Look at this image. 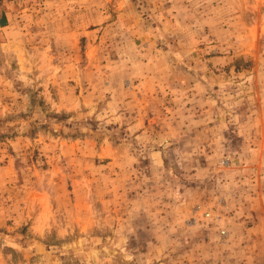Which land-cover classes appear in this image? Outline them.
Here are the masks:
<instances>
[{"label":"rangeland","instance_id":"374dc122","mask_svg":"<svg viewBox=\"0 0 264 264\" xmlns=\"http://www.w3.org/2000/svg\"><path fill=\"white\" fill-rule=\"evenodd\" d=\"M2 14L0 264L240 253L253 225L236 207L264 190V0H0Z\"/></svg>","mask_w":264,"mask_h":264},{"label":"crops","instance_id":"0c3cea01","mask_svg":"<svg viewBox=\"0 0 264 264\" xmlns=\"http://www.w3.org/2000/svg\"><path fill=\"white\" fill-rule=\"evenodd\" d=\"M256 126V128L260 127L261 130H264V123ZM239 128L244 131H258L255 126L250 130L249 125H241ZM261 148L260 161L262 160V154H264V143H261ZM242 194L241 205L236 208L238 211L244 210L245 214L242 213L243 216H237V218L241 225L245 220L251 221L253 225L252 233L251 235L247 233L242 236L243 239L235 241V243L244 244L240 253L227 258L222 251H219L216 256L217 263L215 264H219V262L221 263L222 260L226 259H228V264H264V190H244ZM239 259L242 260L241 263Z\"/></svg>","mask_w":264,"mask_h":264},{"label":"trees","instance_id":"16d2710c","mask_svg":"<svg viewBox=\"0 0 264 264\" xmlns=\"http://www.w3.org/2000/svg\"><path fill=\"white\" fill-rule=\"evenodd\" d=\"M6 23H7L6 16L4 14H2L1 17H0V29H2L3 27H5L6 26Z\"/></svg>","mask_w":264,"mask_h":264},{"label":"built area","instance_id":"2783aa9c","mask_svg":"<svg viewBox=\"0 0 264 264\" xmlns=\"http://www.w3.org/2000/svg\"><path fill=\"white\" fill-rule=\"evenodd\" d=\"M206 216H208V214H206ZM220 234L224 236L226 233L224 231H221Z\"/></svg>","mask_w":264,"mask_h":264}]
</instances>
